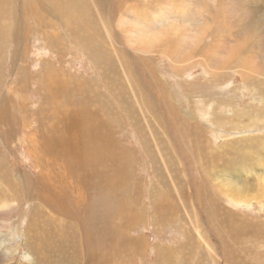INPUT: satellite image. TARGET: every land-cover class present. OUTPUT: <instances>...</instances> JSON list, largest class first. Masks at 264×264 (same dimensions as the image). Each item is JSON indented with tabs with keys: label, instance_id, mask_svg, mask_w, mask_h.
I'll list each match as a JSON object with an SVG mask.
<instances>
[{
	"label": "bare ground",
	"instance_id": "obj_1",
	"mask_svg": "<svg viewBox=\"0 0 264 264\" xmlns=\"http://www.w3.org/2000/svg\"><path fill=\"white\" fill-rule=\"evenodd\" d=\"M35 1L36 11L41 10L43 13L56 17L62 27L68 29V32L70 30V32L67 33V37L69 38V41L72 42L71 45L75 46L74 48L80 49V52L83 54L85 53L86 55L87 53H92L94 60L99 64L98 69L100 70L99 74L101 75L100 80H102L104 86L107 87L105 88L107 89L106 93L111 99H113L114 106L118 107L117 110H119V112L125 116L126 121L119 117L120 113L118 114V112H116L110 104H106L102 101L103 97L98 94V91L94 88L92 83L90 84L86 81L83 82V80L82 82L74 83L73 81L67 80L60 75H56L53 69H50V71L46 69L45 73L42 74L43 76L40 75L42 77L40 78L41 81L39 83L40 86H42L40 87V95L44 105V117L42 123L39 126L38 137L40 136V138L35 139V145H33L31 152L29 151V154L31 153L30 157L33 158L34 168L36 171H38V173L35 175V178L31 180V183L26 185V189H24V184L22 185L18 183V181H24L25 175L21 173L19 176L15 177L17 174H15L16 172L11 174V171L13 170H11L7 159H0V207H2V209L5 208L6 210V206L12 197H15L18 202H24L23 200L31 202L35 207V212L40 214V217H42L43 220L48 221L47 223L52 228V233L46 230L49 237H45L41 241L38 240V242L35 240V238L29 239L27 237L21 241V237L23 235H20L18 231L16 247H24V250L26 251L25 253L23 252L26 255L25 258L28 261H31L32 257L36 261L37 259L41 258L46 264H50L51 260L52 264H62L61 261L65 259V262H69L70 264H80V262H83L81 261V249L83 248L81 242L84 243L85 241L86 256L83 257V259L84 262L85 260L86 262L83 263L107 264V257L104 255H107V253L110 251L109 247H121L116 239L114 240L116 242H113V238L115 237L114 235H118L119 230L122 232V229L125 228V226L119 227L118 225L114 227L116 217L120 214L132 218L133 214L135 215V218L137 217V219H139L140 216V221L145 222V216L143 217L142 214L137 216L135 214L136 208L141 204V200L139 198L142 199L143 194L142 193L140 195V192H142V185L138 182V179V192H136L140 197L134 198L136 200L134 205L135 207H129L131 208L129 209L127 203L125 204L126 201L124 202L123 198L127 194H132L137 177H135L134 172L137 164L135 159L136 156H134L119 139V135L122 132L120 130L124 128V123L127 122L135 126V130L138 132V137H140L141 142L144 144L142 147L145 150L144 152L146 157L149 163L154 165L156 168L157 175H155L158 178L157 183L162 185L164 189L163 191H160V187H157L159 189L156 190L155 187L157 184H155L156 186L152 185L149 202H151V206L155 212V216H153L157 217L158 210L160 209L163 211L164 209L167 211L171 210L172 213L168 211V216L169 220L172 221L174 220L172 214L176 216L177 212L180 210V216L185 218V220L184 218L182 219L183 223L189 225L192 230L193 226H196V228L200 227L198 228L200 230L202 229L201 226H199L200 218L202 220L203 230L211 233V235H208L207 232H201V235L204 234L207 236L206 241L208 243L206 241L205 242L207 243V247L210 246L209 248L212 250L208 256L214 264L215 260L217 264H230V261L232 260H236L238 264H251L250 259L246 258L243 260L242 253H238L237 258V253L231 247L237 246L239 241L236 243L235 238L233 239V236H246L251 234L250 232H257L259 235H264V227L262 228L261 223H259V225H250L249 222H244L243 218L237 216L236 212H229L228 210H225V207L222 208V202H219V195L223 197L222 199L226 198L227 201H230L232 208L239 205L250 207L253 205L252 201L260 200L261 203L259 204L262 205V209L264 210V202L262 203V200H264V143L256 142L257 139L252 141L250 140V142L249 140L248 142L240 140L237 143L239 148L236 146V148L230 151L233 159L229 161L233 162L232 164L237 163L238 165V162L241 161V163L239 162L240 166H246L249 174L252 175V173H258L249 177L254 179V182L258 188L248 181L249 178L245 180L236 179L235 175L233 176L227 170L216 172L215 162L217 161V158L214 157L215 149L211 151L207 150L206 147L209 143L206 144V142L209 140L204 139V133L201 130L203 128L201 125H199L200 122L203 121V119H201V113L203 111L201 112V110H199L198 115H191L187 113L189 120L180 118V114L171 101V96L167 90L168 88L166 86L167 84L165 78L161 76L163 79L162 81V79L157 74L153 76V81L150 80L149 84L144 79L142 73L140 77L137 78L139 82L143 84L142 91L145 94L143 97H140L137 93L135 94L134 91H130L129 97L125 88L120 86V83L122 82L119 73L123 76V67H121L118 57L111 55V52L108 50H112V47L114 48V46H118L120 41L118 34H115L114 36L112 32L107 33L108 27L111 28V26H108V24H114V13L109 17H106L105 28L103 25L104 19L99 20L98 22H95V19H93V17H95L97 14L95 16L93 15L92 17V4L90 0ZM152 1L153 0H150V2ZM252 2H257L258 4L260 3L262 5L261 7H258V4L256 3L257 5L254 6V13L259 14V17L261 14L264 15V0H253ZM128 4L129 3L126 0H107V5L112 9L115 5L120 6L117 10L119 11L118 16L124 14L126 20H130L129 17L132 16L141 23L139 27H134V30H136L135 32L134 30L129 34L126 31L122 34L119 32L121 37H124L125 33L126 39H128V35L130 36V39H133V37H135L133 35L134 33H140L136 28H139V30L141 26H144L141 27V30L142 28H149L148 21H151L155 25L162 23L161 18L157 19V16L152 17V12L148 13V10L146 13L142 10H136L135 7V9L130 10L124 8V6H127ZM154 8H156V6H154ZM169 9H171L170 12L172 14L176 15L179 12L178 14H180L181 17L183 16L178 6L171 7ZM125 11H128V13ZM158 11L159 10H157V13H163L166 15L164 13V11H166L164 8L161 9L160 12ZM28 18L29 13L25 11V5L23 3L17 2L15 0H0L1 65H4L7 61L12 67H17L21 63L22 58L27 57L26 53L29 51L26 41L29 32ZM169 19L170 18L168 17L166 20L169 21ZM259 20L256 19L255 22L260 23ZM146 22L147 24L144 25ZM172 23L174 24V22ZM83 27L85 28V31L82 30ZM78 31L79 33L81 32L79 36H77ZM143 32L145 37L144 46H152V44L153 46H156L157 44L162 43V41L168 37V34L177 35L181 44L184 36L187 35L183 28H176L175 25L170 26L167 29L164 28L163 31L159 32L158 34H151L152 37L155 36L153 40H151L152 38L149 39L148 36L150 34L145 36V30ZM108 34L112 36L110 39ZM180 39H182V41ZM115 42L118 45H114ZM135 44L137 43L135 42ZM222 50V45L217 48L216 58H218V56L220 57ZM247 57H238L239 59L233 62L234 69L241 70L238 73L243 74L242 77L244 83L247 87L249 86V89H251L252 92L254 90H260L264 92V70H262L260 74L253 69L252 72L254 73V76L248 75L246 72L248 68L250 69L251 65H247L249 62ZM207 58L203 57V59L200 61V63L205 68H208L211 60L210 58L207 60ZM129 62V66L132 64L133 69L134 66L138 65L136 61L133 62L130 60ZM185 63H188V61ZM185 63H182V65ZM186 65L188 66V64ZM185 68L186 66L179 67L180 70H184ZM214 71L215 70L210 71L211 73H206L207 78L213 85H219L222 83L221 81H223V79H221L217 73H214ZM88 78H90V76ZM123 83L127 82L123 81ZM19 85V88L21 89L19 90L20 92H18V94H22L24 92L25 85L22 81L19 83ZM5 86V79L0 77V140L6 147L15 142V139H17L16 137L19 135L18 126H20L22 121L27 118V104L24 102H20L19 104L14 102L15 98L11 97V95L14 94H8ZM7 88L11 89L10 86ZM131 88L132 87L128 89ZM18 94H15V97H18ZM259 97L261 101H264V97L262 95H259ZM194 102H196L197 107H199L202 100L197 99ZM178 107L180 108V106ZM136 110L139 113V119L137 118L139 116L137 114L135 115ZM30 114H32V112ZM228 118L232 119L222 120V125L230 124L232 125L230 129L235 131L237 129H243V127L240 128V125L236 123L239 118L238 113ZM174 128L179 130L181 129L180 133H183L184 136H186V142L190 141L189 144H184L189 146L192 153L190 156H192L193 165L196 164L198 166V169L197 167L196 169L200 174V184L198 183L200 186L198 187V193H196L200 200H196V207L192 206L193 211L192 213L189 211L190 214H188L185 210L186 199L183 202H178L179 209H177L175 206L176 203L173 202L181 190V184L179 185V180L182 183H186L188 181V176H186L184 172V162L182 163L180 161L181 157L178 158L176 151L178 148L177 145L179 144H177V141L174 140L175 136L171 135L172 130H175ZM168 131L171 132L168 133ZM249 131L250 130H246L243 135L246 134V136H250L251 134L249 135ZM182 147L185 146L182 145ZM183 149L185 150L186 148ZM179 155L182 156L183 160L184 155H182V152H179ZM29 161H31V159ZM259 166H263V169H258ZM159 167L161 168V172ZM190 168L192 167L190 166ZM216 168H218V166ZM193 179H191V182ZM223 181H226L230 185L235 184L236 186L232 187L233 189L230 187L229 191H222L218 188L219 184L217 183L221 184ZM189 186L192 187L191 184H189ZM184 188H186V186H183L182 189ZM190 190V193L194 192L192 188H190ZM217 192H219L218 199L217 195H215ZM164 194H167L170 199H165ZM135 195L137 194L135 193ZM95 198H99L98 201L100 210L98 212L93 211L94 208H96L95 202H93ZM105 198L107 199L106 203ZM111 200L112 205L110 203ZM239 208L240 207H236L234 209ZM162 218L163 217H161V219ZM194 219L197 222H195ZM38 220H40V218H38ZM235 220L237 222H235ZM8 226L9 222L6 227ZM130 226H132L131 222L127 227L128 230H130ZM31 227H34V225L31 224ZM15 228L16 227H14V232L12 234H15ZM69 228L70 230H73V233H79L77 235L79 237L81 234H84L85 239H71L70 243L68 239H70L71 235L67 239V236H65L66 234H64V231H70L68 230ZM212 232L217 239L214 240ZM229 233L232 236V240H230L228 245H225L228 243L227 235ZM122 234L125 236L126 233L123 232ZM27 235H30L29 231ZM53 235L57 236L59 239V244H63V247H60L59 249L62 252L55 251L57 246L52 245L54 241H52L53 239L51 240L50 238ZM194 236H196L197 240L202 241L203 239L201 236ZM212 238V241H215L218 245L217 247H212V241H210ZM219 238L224 241V245L218 241ZM126 239L131 240L132 244L128 241L131 244L130 246L136 245L137 242H140V240L132 238ZM259 239H261V242L264 243L263 236ZM124 240L125 239L122 241L125 244ZM243 241L245 242V240ZM256 241H258V239ZM39 242H42V244ZM65 242L68 243L64 244ZM186 242L188 243L189 239ZM56 243L58 244V242ZM127 247L129 248V246ZM133 247L136 248V246ZM46 249L48 253L44 251ZM85 249H83V252ZM189 250H191V248ZM247 250L248 247H245L243 252H246ZM141 251L144 252L143 249ZM158 251L156 250V264H169L167 257L172 252L170 248H167L163 254ZM131 253L132 252H130V254ZM136 253L134 252L135 255H137ZM129 259H131V257ZM39 262L40 261L34 264H39Z\"/></svg>",
	"mask_w": 264,
	"mask_h": 264
},
{
	"label": "rangeland",
	"instance_id": "obj_2",
	"mask_svg": "<svg viewBox=\"0 0 264 264\" xmlns=\"http://www.w3.org/2000/svg\"><path fill=\"white\" fill-rule=\"evenodd\" d=\"M15 1L23 3L25 5V11L29 13V32L26 38L29 51H27L26 53L27 57H23L21 63L17 67H12L7 61L4 65L0 64V77L5 79V89L8 94H14L11 95V97L15 98L14 102H16L17 104H19L20 102H24L27 104V118L23 120L24 122L22 121V124L20 126H18L19 135L16 137L17 139H15V142L10 144V146L5 147L3 142L0 140V159H7L11 170H13L11 171V174H14L15 172V174H17L15 177L19 176V174L21 173L25 175L24 181L20 180L18 181V183L22 185L24 184V189H26V185H28V183H31V180H33L35 178V175L38 173V171H36L34 168L33 158L30 157L31 153L29 154V151L31 152L33 145H35V139L40 138V136L38 137V134L39 126L42 123L44 117V105L42 103V98L40 95V87L42 86H40L39 83L41 81L40 78H42L41 76H43L42 74L45 73L46 69L49 71L50 69H53L56 75H60L61 77L66 78L67 80H71L74 83L82 82V80L83 82L86 81L87 83H92L94 88L98 91V94L103 97L102 101L106 104H110L112 108L116 112H118V114L120 112L119 110H117L118 107L114 106L113 99H111L106 93L107 89L105 88L107 87L104 86L103 81L100 80L101 75L99 74L100 70L98 69L99 64L94 60L92 53H87L86 55L85 53L83 54L82 52H80V49L74 48L75 46L71 45L72 42H70L69 38L67 37V33H69L70 30L68 32V29L62 27L56 17L43 13L41 12V10L36 11L35 0ZM90 1L92 4V17L93 15L95 16L97 14L95 17H93V19H95V22L104 19L103 25L105 26V28L106 17H109L114 13V24H108V26H111V28L108 27L107 33L112 32L114 36L115 34H118L120 41L119 45L116 42L114 43V45L118 46H114V48L112 47V50H108L111 52V55L118 57L121 67H123V76L119 73L122 82L120 83V86H123L125 88V90L128 92V95L130 91H134V93L139 94L140 97H143L145 95L142 91L143 84L140 83L137 79L138 77H140L141 73L143 74L144 79L148 82V84L150 83V80L153 81V76L155 74L159 75L160 78L161 76L164 77L167 84L166 86L168 88L167 90L171 96V101L180 114V118L189 120L187 113L191 115H198L199 110H201V112H204L201 113V116L203 117H201V119H203V121L200 122L199 125H201L203 128L201 130L204 133V139L209 140L206 142V144L209 143L206 147L207 150L211 151L215 149L214 157L217 158V161L215 162L216 172L227 170L233 176L235 175L236 179L244 180L248 179L252 175L258 174H249L246 166H240L239 162L241 163V161L238 162V165L237 163L232 164L233 162L229 161L233 159L230 151L236 148V146L238 147V141L242 140L244 142H248L249 140L250 142V140L252 141L254 139H257L256 142L264 143V112H262L264 111V101H261L259 97V95H262L264 97V92L260 90H254L252 92V90L249 89V86L247 87L245 85L242 77L243 74L238 73L241 70H235L233 63L243 56H248L247 60L249 62L247 65H251L250 69L248 68L246 72L248 75L254 76V73L252 72L253 69L258 73L264 70V15L261 14L259 17V14L254 13V6L258 3L256 2V4L255 2H252L253 0H153L152 2H150V0H126L129 3V6H124V8L129 10L136 8V10H142L144 12L148 10V13L152 12V17L157 16V19L161 18L162 22L160 24L158 23V25H155L151 21H148L149 28H142V30L141 27L144 26H141L140 30L139 28H136L140 33H134L133 35L135 37H133V40L130 39L129 35L128 39H126L125 33L124 37H121L119 32L122 34L126 31L129 34L134 30L135 26L139 27L141 23L137 19H134L132 16H130V20H126L124 14L118 16L119 11L117 10L120 6L115 5L112 9L107 5V0ZM154 6H156V8H154ZM176 6L179 7V10H181V14H183L182 17L180 14H178L179 12L177 13L178 15H174L170 12L171 9L169 8ZM261 6L262 5L259 3L258 7ZM163 8L166 10L164 11V13L167 16L163 13H157V10H159L158 12H160ZM125 12L128 13V11ZM168 17L170 18L169 21L166 20L168 19ZM256 19H260V23H256ZM172 22H174V24ZM146 24L147 22L144 25ZM173 25H175L176 28H183L186 31L187 35L184 36L185 40L183 39L182 41V39H180L182 41L181 44L177 35L168 34V37L165 38L162 43L157 44L156 46H153V44L152 46H144V30L146 33L145 36H148L149 34L155 35L163 31L164 28L167 29L168 27ZM82 30L85 31V28L83 27ZM135 31L136 30H134V32ZM80 34L81 32L79 33L78 31L77 36H79ZM150 35L148 36L149 39L152 38L151 40H153L155 36L152 37V35ZM108 37L110 39L112 36L108 34ZM135 42L137 44H135ZM214 44L217 45L215 46ZM221 45L223 46V50L221 51L220 57L218 56V58H216L217 48ZM255 49L258 51H256ZM203 57H209L211 59L208 68H205L200 63ZM209 58H207V60H209ZM130 60H132L133 62L136 61V63L138 64L134 66V69L132 64L131 66H129ZM187 61L188 63H185ZM182 63H185L183 64L184 66L182 65ZM186 64H188V66ZM185 66L186 68L184 70L179 69V67ZM213 70H215L214 73H217L221 77V79H223V81H221L222 83L219 85H213L207 78L206 73H209ZM74 74L78 77H76ZM89 76L90 78H88ZM21 81L25 85V89L24 92L22 91V94H18V92H20L19 90L21 89L19 88V83ZM123 81L127 83H123ZM7 85L10 86L11 89L7 88ZM130 87L132 88L128 89ZM15 94H18L19 96L15 97ZM197 99L202 100L199 107H197L196 102H194ZM178 106H180V108ZM31 112L32 114H30ZM235 112L239 114V118L236 123L240 125V128L243 127V129H237L236 131L230 129L232 125H222L221 123V121L224 119H232L228 117L234 116L236 114ZM136 114L139 116L137 110L135 111V115ZM119 117L126 121L123 114L120 113ZM137 118L139 119L140 116ZM129 124L130 123L127 122L124 123V128L120 130L122 132L119 135V139L122 141L123 145L128 150H130V152L134 156H136L135 159L137 164L135 163L136 169L134 172L135 177H137L135 184L136 189L134 186V191H132V194H124L126 196L123 198L124 202L126 201L125 204L127 203L128 208L135 207L134 205L136 203V200L134 198L140 197L137 193L138 179V182L142 185V192H140V195L142 193L143 194L142 199L139 198L141 200V204L139 205V207H141H137L135 210L136 212H134L137 216L140 214H142L143 217L145 216L144 218L146 223L144 221H140V216L139 219H137V217L135 218V215L133 214L132 218L120 214L116 217L114 227L118 225L119 227L125 226V228H121L122 232H120L119 230L118 235H114L115 237L113 238V242H119L121 247H109L110 251L107 253V255H104L105 257H107V264H156V250H159L158 252L163 254L165 253L167 248H170V250L172 251L167 257L169 264H212L213 261H211L210 257L208 256V254H210L212 250H210V246L207 247V236H205L204 234L201 235V232L207 231L203 230L202 220L200 218L199 226H201L202 229L200 230L198 229L200 227L196 228V226H193V231L189 227V225L183 223L182 219L184 217L180 216V210V213L178 211L176 216L172 214V217L174 218V220L172 221L169 220L168 216V211L172 213L171 210L167 211L166 209H164L163 211L160 209L158 210V216L156 215L157 217H154L155 212L153 211L151 202H149L151 195L150 190L152 188V185L156 186L155 184H157V186L155 187L156 190L159 189L157 187H160V191H163L164 189L162 185L157 183L158 178L156 176V168L154 165L149 163L144 152L145 150L142 147V145L144 146V144L141 142L140 137H138V132L135 130V126ZM251 125H253L254 127ZM174 129L176 131L172 130V132L168 131V133L171 132V135L175 136V138L173 137L174 140H176L177 144H179L177 145L178 148L176 151L178 154V158L181 157L180 161L182 163L184 162V172L186 176H188V181L186 183H182L179 180V185L181 184L180 193L174 200H172L174 203H176L175 206L177 207V209H179L178 202H183L186 199V206L184 204L186 208L185 210L188 214H190L189 211H191L192 213V206L196 207V200L199 199L196 193H198V187L200 186V174L197 171L198 166L196 164L193 165L192 156H190L192 155V153L189 146L184 144H189L190 141L186 142V136H184L183 133H180L181 129ZM246 130H250V133L247 132L249 133V135L251 134L250 136H246V134L243 135ZM28 145H30L31 147ZM182 145L185 147H182ZM183 148L186 149L184 150ZM179 152H182V155H184L183 160L182 156L179 155ZM185 153L188 155H186ZM30 159L31 161H29ZM190 166L192 168H190ZM217 166L218 168H216ZM237 166H239L240 168ZM159 169L161 172L160 167ZM258 169H263V166H259ZM191 179H193L192 182ZM250 179L251 178H249L248 181L255 185L256 188H258L256 183L254 182V179ZM189 184H191L192 187H190ZM217 184H219L218 188L222 191H229L230 187L231 189H233L232 187L236 186L235 184L230 185L226 181H223V183L221 182V184ZM183 186H186V188L182 189ZM190 188H192L194 192L190 193ZM135 193L137 195H135ZM218 194L219 192L215 194L217 195V199ZM127 196L130 197L128 198ZM164 198L170 199L167 194H164ZM222 198L223 197L219 195V202H222V208L225 207V210H228L229 212H236L237 216L243 218L244 222H249L250 225H259V223H261L262 225H260L262 226V228L264 227V210L262 209V205L259 204L261 203L260 200L252 201L253 205L250 206L251 208L249 206L239 205L234 207H240L239 209H234L231 207L232 205H230V201H227L226 198ZM12 199L9 200L10 202L6 206V210L5 208L2 209V207H0V264H34L38 261H40L39 264H46L41 258L37 259L36 261L32 257L33 261H28L25 258L26 255L24 253L26 251L24 250V247H16V240L18 239L17 236L19 231V234L23 235L21 237V241H23L27 237L29 239L35 238V240L38 242V240L41 241L45 237H49L47 231H50L52 233V228L47 223L48 221L43 220L42 217H40L41 215L35 212V207L31 202H28L26 200H23L24 202H18L15 197H12ZM98 200L99 198H95L93 200L96 207L93 210L94 212H98L100 210ZM106 201L107 199L105 198V203ZM263 202L264 200H262V203ZM110 203L112 205V200L110 201ZM161 217L163 218L161 219ZM38 218H40V220H38ZM194 221L197 222L195 219ZM8 222L9 228L6 227L8 225ZM130 222L132 226H130V230H128L127 227L130 225ZM235 222L237 221L235 220ZM31 224H33L34 227H31ZM14 227H16L15 234H12L14 232ZM68 230H70V228ZM28 231L30 232V235H27ZM123 232L126 233L125 236H123ZM207 233L208 235H211V233ZM250 233L251 234L246 236H233V239L235 238L236 243L237 241H239V243L237 246H232L231 248L237 253V258L238 253H242L243 260L248 258L251 260V264H264V243L261 242V239H259L262 236L264 237V235L260 234V236L257 232ZM64 234H66L65 236H67V239L71 235L70 239H68L70 243L71 239H85L84 234H81L79 237L77 236L79 233H73V230L64 231ZM212 234L214 240L217 239L213 232ZM194 235L201 236L203 238L202 241L197 240L196 236ZM50 238L51 240L53 239L52 241L54 242L58 239L55 235L51 236ZM122 238L125 239V244L123 243ZM126 238L140 240V242H137L136 245L130 246L132 244L131 240H128ZM213 238L210 239V241H212ZM227 238L228 243L226 244L220 238L218 239V241H220L223 245H228L230 243V240H232V236L230 235V233L227 235ZM115 239L116 241H114ZM188 239L189 242L187 243L186 241ZM257 239L258 241H256ZM243 240H245V242ZM54 242L52 245L57 246L55 251L62 252L59 249L60 247H63V244H59V239L56 241L58 242V244ZM66 243L68 242H65L64 244ZM40 244H42V242ZM81 245L83 247H81V261L84 262L83 257L86 256V242H81ZM126 245L129 246V248ZM133 246H136V248ZM217 246L218 245L216 244V242L212 241V247ZM245 247H248V250L246 252H243ZM190 248L191 250H189ZM83 249H85L84 252ZM142 249L144 250V252L141 251ZM44 251L47 252V249ZM114 251H116L117 253ZM119 251L121 252V254ZM133 251L135 253L138 251L136 253L137 255H135ZM130 252H132L134 256L132 255V253L130 254ZM130 257L131 259H129ZM65 260H62L61 263L68 264L69 262H65ZM83 262H80V264H84L86 260L84 263ZM230 262V264H238L236 260H232ZM50 264H52V260ZM215 264H217L216 260Z\"/></svg>",
	"mask_w": 264,
	"mask_h": 264
}]
</instances>
